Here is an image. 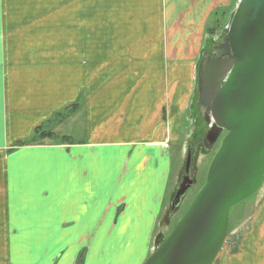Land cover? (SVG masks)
<instances>
[{"label": "crops", "instance_id": "obj_1", "mask_svg": "<svg viewBox=\"0 0 264 264\" xmlns=\"http://www.w3.org/2000/svg\"><path fill=\"white\" fill-rule=\"evenodd\" d=\"M236 1L0 0V264H59L65 247L73 264L87 236L81 264L144 262L209 31ZM40 129L56 137L32 142ZM252 201L218 264H264Z\"/></svg>", "mask_w": 264, "mask_h": 264}, {"label": "water", "instance_id": "obj_2", "mask_svg": "<svg viewBox=\"0 0 264 264\" xmlns=\"http://www.w3.org/2000/svg\"><path fill=\"white\" fill-rule=\"evenodd\" d=\"M212 53L197 72L201 107L217 123L209 145L228 132L205 184L143 264H213L228 234L231 208L264 182V0L238 1ZM192 182L186 178L180 184L173 205Z\"/></svg>", "mask_w": 264, "mask_h": 264}, {"label": "rangeland", "instance_id": "obj_3", "mask_svg": "<svg viewBox=\"0 0 264 264\" xmlns=\"http://www.w3.org/2000/svg\"><path fill=\"white\" fill-rule=\"evenodd\" d=\"M233 7H234V3L231 4V7H229V10H231ZM214 27L219 28L220 25H218L216 23L214 25ZM221 27H222V25H221ZM196 100L197 99L193 96L192 105L196 104ZM190 114H191V111H190ZM188 125L189 124L187 123L186 117L182 118V120H181V126L183 127V131H182L183 139H182V141L187 140V137L189 136V135L186 136V134H187L186 128L188 127ZM191 130L193 131L194 127ZM171 141H172V139H168L165 144H169ZM220 143H221V139L218 140V142L216 143V145L213 147L212 150H208V149L204 150L203 153L197 157L196 161H194V158L192 159L191 163H193L194 166L191 165L190 168L193 170H194V168L197 169V171L195 172V175H196L195 181H194V184L192 182V184L188 187L186 193L184 194V197H183L181 203H178L177 205H173V202L175 201V195H176V192L179 188V182H180L181 175L183 174L184 171L187 170L188 154H187V151H185L184 149L182 150V147L180 148L178 146L179 144H182L181 142H179V144L177 142L176 149L177 148L178 149L176 151L173 150V147H174L173 145L169 146V148H170V150H172V154H173L170 158L172 161H171V165H170V170L168 172L169 183H166V189L164 188L162 193L159 194L160 199L163 201L164 213L161 214L158 221L156 222L155 230H153V234L151 236V245L153 248H155L156 244L162 238L167 236V234L170 232L171 228L183 216V214L186 212V210L188 209L190 204L193 202L197 193L200 191V189L205 184L209 166L211 164V161L213 159L214 154L216 153L217 149L220 146ZM161 159H162V157H161ZM195 163H197V164L195 165ZM178 175H179V177H178ZM186 178H189V175ZM260 195H264V182L261 185V187L257 190V192H255L252 196H250L249 198L235 204L231 208V210H230V226H229L228 234H227L226 240L224 242V245H223L218 257L216 258V260L214 261L213 264H218V262L220 263V261L222 260L221 258L223 256V254H225L224 252H226V251L228 252V250L230 251V253L233 252V249H234L233 246H236V241H237V239H235V236L237 235V232H238V225L240 224V221L244 220L250 214L251 207H253V201L252 200L255 199L256 197L260 196ZM118 210H119V208H118ZM91 239H92L91 236H87L86 238H82V240L80 242L81 244L79 243L81 246V249H80L78 255L76 256V258H74L73 264H81L83 262L84 255H85L88 263H89L90 259H92L94 261V256L96 255V250H93V251L87 250L91 246V244H90ZM100 239H101V241L103 240V238H100ZM118 239H120V238L109 237L107 239V243H106L105 247L109 246V245L116 244ZM47 244L48 243L45 244L44 248H49V247H47ZM66 245L67 244L64 243L62 245V247L66 246ZM24 246L28 249V247L26 245H24ZM26 248H24V249H26ZM67 248L69 251L66 252V258H62L60 260L59 264H69L70 263V256H68L67 254L69 252H71L72 247H65V249H67ZM110 252L111 251H107V253H110ZM26 255H27V252L24 251V254H23L24 261L27 260ZM39 255H41V254L38 253V256ZM98 256H100V255H97V257ZM49 257H50V254H48V258ZM108 258L110 260L115 259L114 262H117L115 254H108ZM145 259H144V261H145ZM118 260H119V258H118ZM137 261L138 260H135L133 264H136ZM43 262H45V260H43ZM141 264H143V261L141 262Z\"/></svg>", "mask_w": 264, "mask_h": 264}, {"label": "flooded vegetation", "instance_id": "obj_4", "mask_svg": "<svg viewBox=\"0 0 264 264\" xmlns=\"http://www.w3.org/2000/svg\"><path fill=\"white\" fill-rule=\"evenodd\" d=\"M215 33H218V34L216 35ZM223 37H224V35H223L222 31L221 32H218V31L212 32V37L208 43V45L210 46V48H209L210 50L206 49L205 52H203V55L201 56L200 59H204L205 58L204 54L206 52L211 51V49L214 48V46L218 45L222 41ZM211 57H214L213 53L210 54V58ZM194 93L196 94V95L194 94V97L197 99L196 104L192 105V103H191L190 108H191V114L193 116L192 119L194 121L195 127H194V130L190 133L191 136H189L188 142L185 144L190 165L188 166L187 170L184 171L183 174L181 175L179 185L182 183V181H184L186 179V177L188 175H189V178L193 180V184H194L195 176H196L195 172L197 171V169L194 168V170H193L190 168L191 165H193V163H191L192 159L194 158V161H196L197 157L200 154H202L204 150H206V149L212 150L213 147L216 145L215 144L211 147L209 145V141L207 140V138L212 133V130L217 125L216 120L214 119L212 112L204 111L202 109L198 85L196 86ZM226 134H227V131L223 130L222 135L219 137V139L221 138V141H222V139L224 138V136ZM196 164L197 163H195V165ZM183 197H184V195L181 197V201H182Z\"/></svg>", "mask_w": 264, "mask_h": 264}, {"label": "trees", "instance_id": "obj_5", "mask_svg": "<svg viewBox=\"0 0 264 264\" xmlns=\"http://www.w3.org/2000/svg\"><path fill=\"white\" fill-rule=\"evenodd\" d=\"M234 4H235V2H234ZM74 107L77 108L78 105H76ZM36 135H37L36 138L32 142H39V140L44 139L46 137H49V138L56 137L55 134H53L52 132H48V131L42 130V129L38 130ZM61 140H62V142H71L72 141L71 138L68 136H63L61 138Z\"/></svg>", "mask_w": 264, "mask_h": 264}]
</instances>
